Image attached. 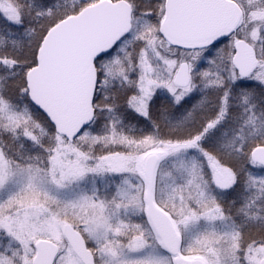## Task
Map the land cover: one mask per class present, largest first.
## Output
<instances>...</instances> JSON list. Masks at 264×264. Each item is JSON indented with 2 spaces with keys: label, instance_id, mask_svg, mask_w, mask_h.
Wrapping results in <instances>:
<instances>
[{
  "label": "snow or ice",
  "instance_id": "obj_1",
  "mask_svg": "<svg viewBox=\"0 0 264 264\" xmlns=\"http://www.w3.org/2000/svg\"><path fill=\"white\" fill-rule=\"evenodd\" d=\"M0 264H264V0H0Z\"/></svg>",
  "mask_w": 264,
  "mask_h": 264
}]
</instances>
